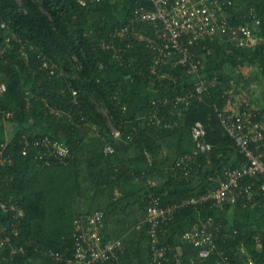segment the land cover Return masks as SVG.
<instances>
[{
  "label": "trees",
  "instance_id": "1",
  "mask_svg": "<svg viewBox=\"0 0 264 264\" xmlns=\"http://www.w3.org/2000/svg\"><path fill=\"white\" fill-rule=\"evenodd\" d=\"M140 1L145 0L134 3L125 23L131 20ZM106 2L100 0L95 4L88 0V5L82 6L80 0H0V45L3 47L0 85L7 86V92L0 95V126L7 120L14 125L17 120L22 124L15 125L13 137L7 140L8 151L15 161L0 171V193L6 199L14 196L24 211L23 217L14 212L10 219L0 220V234L6 237L16 230L18 234L13 236V246L17 249L23 247L22 252L17 250L16 253L10 248L5 251L0 248V264H28L30 261L66 264L65 259L74 260L73 219L76 215L95 211L105 213L104 237L118 239L123 236L126 243V250L118 255L119 263L98 264H150L152 251L144 220L152 197L163 207L180 205L193 196L217 189L224 169L243 163V156L225 135L219 118L229 100L233 99L229 91L235 78L223 67L217 72L214 69L208 71L207 67L204 69L207 90L201 100L193 99L188 105L179 104L178 109L173 104L161 103V127L140 120L130 123L138 113L143 115L147 111L149 115L155 106L150 100L142 105L143 101L135 99L136 106H141L140 112L128 115L131 107H126L130 102L123 95L125 84L122 79L131 81L136 91L154 83L155 90L174 99L196 92L197 76L186 79L185 83L154 76L149 70L153 62L150 39L156 37L154 30L148 24L136 23L129 36L123 39L117 34L120 24L94 27L99 15L97 6ZM259 17L263 21L264 37V18L260 14ZM13 35L16 38L7 43L6 37ZM224 49L217 45L218 54L208 59L213 58L215 63L223 60L220 52L223 53ZM238 53L241 59H232L238 64L236 69L248 60L253 63L259 60L264 72V42L256 51L239 50ZM116 57L125 69L126 76L120 79L114 76ZM45 63L50 68H46ZM181 69L165 66L163 71L179 75ZM61 72L70 77H62ZM73 75L75 79L71 78ZM26 81L32 83L30 97ZM69 83L80 92L77 102L68 88ZM145 95L147 93L142 92L138 96L144 100ZM95 101L105 104L114 126L122 129L125 144L117 143L108 127L107 117L97 109ZM32 103L37 109L35 115L31 110ZM56 111L60 114L56 115ZM8 113L13 117L6 119ZM33 117L38 118L40 125L29 123L30 120L34 122ZM197 121L206 127V141L212 144L213 150L201 155L192 166L193 173L188 180L173 177L171 169L183 154L182 143H188L189 152L196 148L191 129ZM130 125L135 127L134 131L128 129ZM35 128H41L42 132L34 133ZM45 135L59 138L70 147L73 157L69 158V164L53 162L48 166L43 162L38 164L32 154L20 155L25 138L34 140ZM171 138L174 139L168 141ZM179 140L182 146L175 150L174 157L164 154L162 160L165 147L171 148ZM2 143L5 141H1L0 146ZM108 144L114 146L115 153L105 154ZM160 160L164 162L160 163ZM83 167L88 169L87 172L84 170L85 174H81ZM51 168L57 172L58 179L50 176ZM63 171L66 173L62 174ZM82 188L87 189L85 198L90 195L86 198L87 204L82 202L88 207L83 212L79 209V202L71 209L69 201ZM116 192L120 193L118 198ZM234 207L243 208L240 204ZM228 208L229 205L224 210ZM254 210L264 217V206L255 205ZM212 211L209 210L208 214ZM130 213L136 214L133 219L129 218ZM195 213L192 206L181 207L173 220L161 226L164 231L162 239L181 248L183 264H247L249 257L255 264H264V241L258 248L254 237L260 230L251 224L227 223L216 217L225 229L206 259L199 258V249L182 242L180 236L164 237L175 224L188 223ZM124 215L125 218L121 219L120 216ZM234 228L238 230L235 235L232 234ZM127 233L131 234L128 236ZM243 246L246 253L241 250ZM49 250L63 254L64 261H54L46 254Z\"/></svg>",
  "mask_w": 264,
  "mask_h": 264
},
{
  "label": "built area",
  "instance_id": "2",
  "mask_svg": "<svg viewBox=\"0 0 264 264\" xmlns=\"http://www.w3.org/2000/svg\"><path fill=\"white\" fill-rule=\"evenodd\" d=\"M100 0H92L99 3ZM130 21L121 25L118 36L126 38L134 29L133 24H148L155 32L156 37L150 39V48L153 53V62L149 70L154 76L166 77L163 71L165 66L181 67L183 70L197 76L195 83L196 92L185 97H168L164 100L152 101L155 108L149 112L146 120L149 125L161 127L160 104L188 105L193 99H202L207 90V80L203 75L207 67L203 62L213 55L216 46L232 48L234 50L256 51L264 42L262 36L263 21L257 11L252 7L244 11H236V0H145L140 1ZM82 6L88 5V0H80ZM5 27V25H4ZM16 36L6 37L9 43ZM46 68H50L45 63ZM53 72V71H52ZM74 102L78 101L80 92L69 83ZM7 92L5 84L0 85V95ZM117 99V96L114 97ZM12 113H8V116ZM221 124L244 160L236 167L224 169L223 179L215 190L193 196L183 201L180 205L168 207L158 205L153 199L147 209L144 223L148 226L147 234L150 240L152 261L150 264H183L181 248L172 246L162 239L163 224L173 220L181 207L192 206L199 213L202 209L219 210L225 206L249 207L259 204L264 206V109L243 108L232 112H222L219 115ZM114 125V124H113ZM166 127H169L166 125ZM116 139H122L123 132L116 126L110 127ZM196 149L185 152L175 161L171 169L173 177L188 180L193 173L195 165L202 154L213 150L212 144L206 141L207 129L204 124L197 121L191 129ZM20 155L26 157L30 154L38 163L51 165L69 164L73 157L70 147L61 139L45 135L22 141ZM0 149V171L5 165H12L15 161L13 154L8 151V143H2ZM115 153L113 145L105 147V154ZM19 205L17 201L4 198L0 193V210L4 214L13 215ZM200 207V209H199ZM208 207V208H207ZM206 215V214H205ZM104 211L93 213L85 212L74 220V260L69 264H98L99 262H118L119 253L126 250L124 237L106 239ZM223 224L216 220L212 214H207L197 225L181 236V241L191 243L199 249V258L206 259L216 248L215 240L223 231ZM16 232V230H15ZM238 233L237 229L232 234ZM257 245H262L264 232H259L254 237ZM10 239L0 234V248L8 247ZM23 249H21L22 251ZM241 250L246 253L243 246ZM170 252V254H169ZM14 253V252H13ZM52 255L61 259L59 253ZM250 264H255L251 259Z\"/></svg>",
  "mask_w": 264,
  "mask_h": 264
},
{
  "label": "crops",
  "instance_id": "3",
  "mask_svg": "<svg viewBox=\"0 0 264 264\" xmlns=\"http://www.w3.org/2000/svg\"><path fill=\"white\" fill-rule=\"evenodd\" d=\"M136 1L137 0H107V2L105 4L98 5L97 9L99 11V13H98L99 15H98V19H97L96 23H94V27L99 28V27H103V26H107V25L113 26L116 24L123 25L126 21V16H127L128 11L130 10V8L134 5V3ZM258 6H259V8H258ZM250 7H252L255 11L258 10L257 12L264 18V9L260 5H256L255 1L236 0V11H244ZM115 60H117V61H115L116 62V69L114 71V76L116 79H120L119 75H121V74L125 75V69H123V67L121 66L120 61H119L120 60L119 57H116ZM214 65H217V63H214ZM243 66L244 67H241L238 69L227 68V71L229 72V74H231V75H233V77H235L234 80H232V83L230 84L232 86L230 92H233V90L235 92L232 95L233 99L229 100L228 104L226 105L225 109L223 110L224 112H232V111L239 110V108L241 106V101L239 99H236V97L238 96V91L244 93V95L247 97L246 100L248 101V105L251 108L262 109V110L264 109V72L262 71V63L258 60L255 63H245V64H243ZM249 66L252 67L253 70H252V68L250 69ZM207 68H208V66H207ZM246 68L249 69L248 72H247V70H245ZM67 85H69V84H67ZM161 94H163V93H161ZM160 100L162 101L164 99H160ZM241 109H243V108H241ZM8 123L9 122H5L0 126V142L1 141L7 142V140H10L13 137V133H14L13 131L16 128L12 129V127H10V125ZM122 140L125 141V139H122ZM125 143H122V144H125ZM174 149H176V148H174ZM186 149H188V148H186ZM195 149L196 148L192 149L191 151H194ZM187 152H189V151H187ZM174 153L175 152H173V151L164 152V154H167L171 157H174ZM6 166H10V165H5L4 167H6ZM48 166H51V165H48ZM8 199H12V200L17 201V203L19 205V207H18L19 210H17L15 214L23 217L24 211H23L22 206L20 205V202L18 200H16V198L14 196H10ZM88 201H91V200H88ZM255 205L257 207H263V206H260L258 203ZM254 206L251 205V207L250 206L245 207V208L243 207L240 210L235 209L234 206H230V208H228L226 210H224V208L219 209V210H213L211 212V214L214 217L223 219L224 222H227V223L234 222V221L243 222L246 224H251V225L255 226L258 230L264 232V217L262 216L261 213H258L257 211L254 210ZM208 213H209V209H207V210L202 209L199 211V213L196 212L194 214L193 218L190 219L188 223L185 224V222H182V223L175 224L171 230L165 232L166 236H164V237L168 238V239H170L172 237V235H177V236L181 237L185 232L192 229L203 218H205ZM134 215H136V214L130 213L129 218L133 219ZM10 216L11 215L4 214V212H2V210H0V220H2L4 218L10 219ZM78 216L79 215H76V217H78ZM75 218L73 219V237H74V220H75ZM120 218L124 219L125 215L120 216ZM224 229H225V227H224ZM128 232H130V231H128ZM16 233H17V231L14 233H8L10 243H9L8 247L5 248V249L10 248L14 253H16L17 250L21 251V249H23V247H21L20 249H17L13 246V243H14L13 242V236ZM125 233L126 232H124L123 234H125ZM127 234L129 236L131 233H127ZM73 241H74V239H73ZM149 244H150V242H149ZM188 244H191V243H188ZM257 246H258V248L260 247L259 245H257ZM5 249H3V251H5ZM52 253H59V252H54L53 250H49L46 254L48 256L52 257L53 260L56 262L64 261L65 256L63 254L59 253L62 258L57 259L52 255ZM249 259H251V257H249ZM65 260H66V264H69L68 261H70V259H65ZM31 262L32 261H30L28 264H40V263H31ZM249 263L250 262H248L247 264H249Z\"/></svg>",
  "mask_w": 264,
  "mask_h": 264
},
{
  "label": "rangeland",
  "instance_id": "4",
  "mask_svg": "<svg viewBox=\"0 0 264 264\" xmlns=\"http://www.w3.org/2000/svg\"><path fill=\"white\" fill-rule=\"evenodd\" d=\"M250 1H255L256 2V5H260L263 9H264V0H250ZM258 8H259V6H258ZM258 11V10H257ZM261 13V12H260ZM3 51V50H2ZM238 51L239 50H234V49H232V48H226V49H224V51H223V53L222 52H220V55H221V57H222V59L223 60H221V61H219V62H217V68H215L214 67V63L216 62V60H214L213 58L210 60V59H205L203 62L204 63H206V65L208 66V69H210V70H208V71H213L212 69H214L215 70V72H217L219 69H220V67L222 68L223 67V69L226 71V73L227 74H229V72L227 71V68H232V69H234L236 66H238V64H236V62H232V59L233 58H237L238 60H240L241 59V54H239L238 53ZM215 53V54H214ZM216 54H218L217 53V51L216 50H214L213 51V55H216ZM246 54H248V53H246ZM235 55H238L237 57H234ZM220 57V58H221ZM211 63V64H210ZM246 63H253V62H250L249 60L246 62ZM121 64V63H120ZM121 66H122V64H121ZM210 67V68H209ZM241 67H244V66H239V68H241ZM246 67V66H245ZM76 68V67H75ZM249 68L251 69L252 67H250L249 66ZM171 69H175V68H172L171 67ZM207 69V68H206ZM182 70V72H181V74H179V75H176V74H168V72H169V70H166V77H163L162 79H167V80H169V81H172V82H176V81H179V83L180 82H186L185 80L186 79H189L190 77H192L193 75L191 74V73H188L187 71H184L183 69H181ZM245 70H247V72L249 71V69L248 68H246ZM252 70H253V68H252ZM207 70H206V72H208ZM206 72H205V74H206ZM119 73V72H118ZM210 73H212V72H210ZM219 73H217V74H215V75H218ZM60 75L62 76V77H64V78H66V77H70V75H68V74H66L65 72H61L60 73ZM207 75V74H206ZM126 76V75H125ZM119 77H124V74H121V75H119ZM71 78H76V76L75 75H73V76H71ZM122 81L124 82V84H125V87H124V91H123V95H125V99L127 98H129V102L130 103H128V105L126 106L127 108L130 106L131 108H130V111L128 112V115H134L135 113L137 114V112H140V107H137L136 106V102H135V99H138V100H141V101H143V104L142 105H144L145 103L147 104L148 102H149V100L150 101H159L160 99H164V98H166V97H164V93L163 94H161V92L162 91H158V90H155L153 87H154V83H153V85H150V86H143L142 88L140 87L139 89H138V87H136L138 90L136 91V89H135V85H132L133 83L131 82V81H126V80H124V79H122ZM161 85H163V83L161 84ZM25 87H26V90H27V92L29 93L28 94V97H30L31 96V87H32V83H30V81H26L25 82ZM167 87H169V85L167 86ZM177 87V86H176ZM133 90H135V92H133ZM236 90V89H235ZM142 92H146L147 93V95H145L146 96V98L144 99V100H142V99H140L139 98V94L140 93H142ZM235 91L233 90V92H230L229 91V94L230 95H233V93H234ZM245 97V98H244ZM169 98V97H168ZM236 99H239L240 101H241V106H240V108H239V110L241 109V108H249L250 106L248 105V101L246 100L247 99V97L244 95V93H242V92H240V91H238V96L236 97ZM145 101V102H144ZM95 104H96V106H97V109L99 110V111H101L102 112V114H104V116L105 117H107V123H108V127L110 128V127H114V125H113V123H112V121H111V119H110V117H109V115H108V111H107V109H106V106H105V104L102 102V103H99V102H97V101H95ZM32 106V108L33 109H31L32 110V112H33V115H35V111L37 110V109H35L34 107H35V105L32 103L31 104ZM175 108H177L178 109V107H175ZM128 110V109H127ZM126 110V111H127ZM142 110V109H141ZM60 114V112L59 111H56V115H59ZM13 117V115L11 114V115H9L6 119H10V118H12ZM148 117V113H147V111L142 115V114H140V113H138L137 114V117L135 118V119H133V120H131L130 121V123H132V122H134V120H137V119H144V120H146V118ZM8 121V120H7ZM6 121V122H7ZM32 121H34V122H31V120L29 121V123H34L35 125H40V123H39V121H38V118H35V117H33V119H32ZM5 123V122H4ZM9 125H10V127H12V129L14 128V127H16L15 125H17L18 127L20 126V125H22V124H19V121L17 120L16 121V123H15V125H14V123L13 122H9L8 123ZM43 126H47V125H45V124H42ZM93 127H95V126H93ZM133 128V131H134V129H135V127H133V125H130L129 126V128L128 129H132ZM95 130H96V128H94ZM111 129V128H110ZM34 133H40V132H42V129L40 128H35L34 130ZM112 131V130H111ZM127 137H132V136H127ZM122 139H124V135H123V137H122ZM172 139H174V138H171V139H168V141H170V140H172ZM177 139V138H176ZM167 141V142H168ZM167 142H165L164 144L165 145H167ZM172 142V141H171ZM180 142H182V141H180L179 140V143L178 142H176V143H173V145H172V147L171 148H168V147H165V150L163 151V152H170V151H173V152H175V150L178 148V147H180V146H182L181 145V143ZM187 143V142H186ZM183 144V150L181 151V152H183L184 153V151L185 152H187L188 151V149H186L187 147H188V143L187 144H184V143H182ZM164 147V146H163ZM174 148H176V149H174ZM146 154L148 155V152H146ZM165 155H167V154H165ZM148 157L149 158H151V156L150 155H148ZM165 156H164V153H163V155H162V157H161V159L163 160V158H164ZM162 160H160V163H163L164 161H162ZM172 162V161H171ZM86 169V171L85 172H87L88 171V169L86 168V167H83V168H81V174H85V172H84V170ZM51 170V173H50V176H53V177H58V174H57V172H55L54 171V169H50ZM64 172L66 173V171H63V172H61L62 174H64ZM60 173V172H59ZM85 177V176H84ZM83 178V177H82ZM81 178V179H82ZM41 179H42V176H41ZM41 179H39V180H41ZM58 179V178H57ZM88 182H86V184H87ZM82 190V191H81ZM80 191H78L77 190V196H74L73 198H70L69 199V201H70V203H71V206L70 205H67L68 207L70 206L71 207V209H74L73 207H75L76 206V204L79 202V209L80 210H85L84 208H88V207H86V205H84V204H87V199L89 198L88 196H90L89 194H87L86 195V198H85V196H84V194L86 193V191H87V189L86 188H82ZM119 195H120V193L119 192H116V197L118 198L119 197ZM79 199V200H78ZM82 199H84V200H82ZM84 201V204H82V202ZM31 263H36V262H31ZM247 263H248V261H247Z\"/></svg>",
  "mask_w": 264,
  "mask_h": 264
},
{
  "label": "water",
  "instance_id": "5",
  "mask_svg": "<svg viewBox=\"0 0 264 264\" xmlns=\"http://www.w3.org/2000/svg\"><path fill=\"white\" fill-rule=\"evenodd\" d=\"M2 50H3V47L0 45V54L2 53ZM117 143H118V144H122V143H125V141L122 140V139H118V140H117Z\"/></svg>",
  "mask_w": 264,
  "mask_h": 264
}]
</instances>
